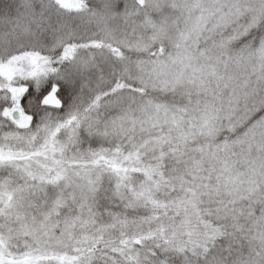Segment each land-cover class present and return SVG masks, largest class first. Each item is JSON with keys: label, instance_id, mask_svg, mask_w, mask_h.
<instances>
[{"label": "snow or ice", "instance_id": "obj_1", "mask_svg": "<svg viewBox=\"0 0 264 264\" xmlns=\"http://www.w3.org/2000/svg\"><path fill=\"white\" fill-rule=\"evenodd\" d=\"M0 264H264V0H0Z\"/></svg>", "mask_w": 264, "mask_h": 264}]
</instances>
